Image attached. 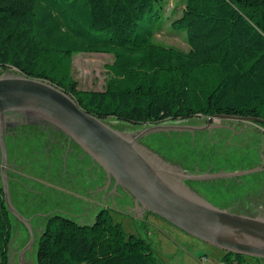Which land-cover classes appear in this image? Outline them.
Returning <instances> with one entry per match:
<instances>
[{"label": "trees", "instance_id": "obj_1", "mask_svg": "<svg viewBox=\"0 0 264 264\" xmlns=\"http://www.w3.org/2000/svg\"><path fill=\"white\" fill-rule=\"evenodd\" d=\"M166 3L0 0V74L14 69L49 81L102 120L144 125L228 115L257 118L264 128V0H180V13L166 21L185 32L187 51L139 32L141 22L166 15ZM82 53L113 57L102 91L76 89L68 64ZM107 213L90 223L53 215L39 234L36 264H166ZM11 217L0 184V264L10 262ZM223 255L224 264L260 261Z\"/></svg>", "mask_w": 264, "mask_h": 264}, {"label": "rangeland", "instance_id": "obj_2", "mask_svg": "<svg viewBox=\"0 0 264 264\" xmlns=\"http://www.w3.org/2000/svg\"><path fill=\"white\" fill-rule=\"evenodd\" d=\"M181 7L180 0H167L166 17L156 19L149 25L141 22L139 32L151 34L156 42L187 51L189 46L185 32L173 28L166 21L176 17ZM112 61L113 57L108 53L73 56L68 69L76 89L102 91L109 77L105 66ZM105 121L125 132L155 125H132L115 119ZM213 121L223 125L191 132L186 136H179L178 131L174 130L152 133L141 138L140 143L184 167L203 170L211 167L213 173H226L227 177L214 184L194 182V187L208 202L221 209H226L224 207L232 202L239 203L236 208L245 204L254 207L264 204V128L248 121H241V125L218 118ZM190 122L194 125L204 124L205 117L195 116ZM164 124L184 125L182 121H166ZM35 139L40 138L27 136L17 140ZM53 147L48 143L43 147L29 144L15 147L8 144V159L16 163V176L8 175L10 201L25 219L32 218L29 225L34 235L32 244L28 245L30 234L27 225L10 213L12 264H36L39 233L48 217L60 215L90 223L103 209L127 233L146 239L166 264H224L223 250L188 235L152 213L142 214V217L130 213L129 208L133 210L130 196L121 187L115 188L114 181H109L101 167L98 166V169L81 158L75 170L71 167L75 161L70 157L67 160L60 158ZM13 177L22 179L24 183L17 186ZM90 188L93 194L85 192ZM231 212L239 213L235 210ZM242 264L258 263L246 259Z\"/></svg>", "mask_w": 264, "mask_h": 264}, {"label": "water", "instance_id": "obj_3", "mask_svg": "<svg viewBox=\"0 0 264 264\" xmlns=\"http://www.w3.org/2000/svg\"><path fill=\"white\" fill-rule=\"evenodd\" d=\"M225 119L259 121L257 118L219 115ZM52 126L74 141L104 171L115 188L130 196L136 216L152 213L167 223L223 251L264 261V204L261 213H234L208 202L183 180L224 179L222 172H188L140 143L152 133L195 132L216 126L155 124L125 132L82 110L65 90L51 82L30 78L18 71L0 74L1 187L7 210L33 231L10 201L5 133L9 126ZM143 214V215H142ZM13 260L10 257L9 264ZM22 263V262H21ZM23 264V263H22Z\"/></svg>", "mask_w": 264, "mask_h": 264}, {"label": "flooded vegetation", "instance_id": "obj_4", "mask_svg": "<svg viewBox=\"0 0 264 264\" xmlns=\"http://www.w3.org/2000/svg\"><path fill=\"white\" fill-rule=\"evenodd\" d=\"M217 116H219V115L205 116V123L204 124L200 123L198 125H194V123H191L190 120L195 118V117H193L191 119H188V120L182 121V124L188 125V126L191 125V126H200V127L214 125L216 127H219L220 125H223V123L222 124L221 123L220 124L219 123H214L213 120L215 118L221 119V121H223V122L231 121V123L233 122V123H236L238 125H241V121H245V120H235V119H230V118L225 119V118H221V117H217ZM183 122H186V123H183ZM248 122H251V121H248ZM216 127H214V128H216ZM210 129H212V128H210ZM204 130H206V129H204ZM204 130H202V131H204ZM178 135L179 136H186V135H190V132H181V133H178ZM27 136L38 137L40 139H35V140H17L19 138H23V137H27ZM5 140H6L7 149H8V144L9 143H10V146L14 145L15 147H24V146H27V144H29L31 146L43 147V145L45 143H48L50 145H54L53 148H55V150L57 149L58 155H59L60 158H62L64 160H67V158L70 157V158H72V160L75 161V164L71 165V167L73 169L76 170V168L78 166V161H80L81 158H85L86 160H88L90 162V164L92 166L97 167L99 169L98 164L95 161H93L85 152H83L82 149L74 141L69 139V137H67L63 133L55 131V129H53L52 126H49V125H43V126H41V125L40 126H16V125H12V126H9L7 128L6 133H5ZM8 152L9 151H7V164L5 166V169H6L7 175L13 174L14 176H16V173L14 172L15 168H16V163H15L14 160H9L8 159ZM161 156L165 160L179 165L185 171H188V172H212L213 173V171H214L211 167H209L208 169H205V170L199 169L198 167L190 169L188 167L182 166L181 164H178L176 162L170 161L169 159H167V157H165L163 155H161ZM1 166H2V163H1V159H0V170H1ZM8 178H9V176H8ZM12 180H13L14 183L17 184V186H19L18 184L21 185L22 183H24L23 180L18 178V177H13ZM194 182H197V181L183 180V183L187 187L191 188L192 190H194L195 192H197L198 194H200L202 197H204L206 199V197L198 190V188L194 187L195 186ZM214 182H215V180H207V181H201V182L199 181L198 183L214 184ZM0 184H1V177H0ZM85 192L88 193V194H91V193L93 194L94 191H93V189L90 188V189H87ZM3 197H4V194H3ZM238 204L239 203H236V202L233 203L232 202L229 205L225 206L224 208L228 209L230 212L232 210L233 211L235 210V211H238L239 213H244V212H250V213H253V212H257L258 213L259 212V213H261V211H263L260 208V205L259 206L257 205L256 207H254L253 205L245 204L243 207H241V208L239 207L240 208L239 209V208H236V206H238ZM51 217L52 216L47 218L45 226L48 224V222H49ZM30 221L32 222V218L30 220L26 219V223L28 225H29ZM45 226L43 227V229L45 228ZM41 231H40V233H41ZM255 263L264 264V261H262V260L255 261Z\"/></svg>", "mask_w": 264, "mask_h": 264}, {"label": "built area", "instance_id": "obj_5", "mask_svg": "<svg viewBox=\"0 0 264 264\" xmlns=\"http://www.w3.org/2000/svg\"><path fill=\"white\" fill-rule=\"evenodd\" d=\"M233 264H235V263H233Z\"/></svg>", "mask_w": 264, "mask_h": 264}, {"label": "crops", "instance_id": "obj_6", "mask_svg": "<svg viewBox=\"0 0 264 264\" xmlns=\"http://www.w3.org/2000/svg\"><path fill=\"white\" fill-rule=\"evenodd\" d=\"M224 254V253H223Z\"/></svg>", "mask_w": 264, "mask_h": 264}]
</instances>
